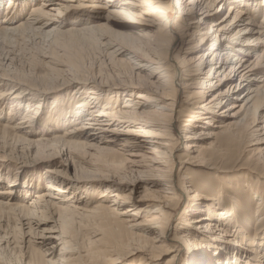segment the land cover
<instances>
[{
  "label": "bare ground",
  "instance_id": "1",
  "mask_svg": "<svg viewBox=\"0 0 264 264\" xmlns=\"http://www.w3.org/2000/svg\"><path fill=\"white\" fill-rule=\"evenodd\" d=\"M53 1L9 0L0 38L52 36L66 47L95 41L114 65L115 78L110 81L58 63L52 72L70 74L63 88L69 94L60 104L50 105L57 115L46 117L42 101L50 93L56 96L52 90L59 86L38 91L0 75V108L7 105L4 116L0 109L5 139L36 149V159L50 164H57L54 160L64 149L90 154L89 161L79 157L89 168L76 166L73 176L56 168L39 176L35 195L26 190L18 195L16 183L6 178L9 184L0 188V207L17 220L18 242L24 248L19 264H117L133 252L146 254L132 258V264H150L146 260L164 253L172 254L165 264H181L182 248L191 256L186 264H264V214L258 213L264 211V196L247 184L256 197V218L245 222L239 217L243 203L233 199L240 191L232 179L243 165L254 164L253 158L264 159V0H191L188 11L185 0H62L48 7ZM219 3L227 7V15L213 22L208 12ZM112 5L124 23L89 14ZM68 8H76L75 16L81 13L84 19L66 26L59 18ZM198 9L203 13L196 21L193 10ZM9 12L12 15L6 16ZM20 17L24 20L16 24ZM99 18L104 22H97ZM201 25L208 30L200 34V43L190 44L186 38L199 34ZM210 30L213 38L205 41ZM141 38L153 39L159 52L156 60L148 61L150 66L125 59L129 53L121 41L139 50ZM209 39L206 51H199ZM175 46L172 61L169 51V57H163ZM144 68L148 72L142 75ZM184 108L190 109L188 114ZM19 114L23 117L14 124ZM52 122L72 127L63 137L31 140L37 134L33 125ZM210 139H219L218 146L207 144ZM234 152L239 157L232 159V170L218 166ZM93 161L105 164L107 172L93 176ZM200 168L212 173L196 177ZM254 169L248 173L254 172L260 183L264 167ZM93 177L99 188H93ZM142 187L154 198L144 207L132 198Z\"/></svg>",
  "mask_w": 264,
  "mask_h": 264
},
{
  "label": "rangeland",
  "instance_id": "2",
  "mask_svg": "<svg viewBox=\"0 0 264 264\" xmlns=\"http://www.w3.org/2000/svg\"><path fill=\"white\" fill-rule=\"evenodd\" d=\"M8 1L9 0H2L1 6H0V22L4 19L5 12L8 11V10L4 9L8 5V3H7ZM57 2H62V0L61 1L60 0H54L53 2L50 3V5L48 7H53L55 5V3H57ZM190 2H191V0H185V3L183 4V7L187 8L186 11H188L190 8H192L189 6ZM263 2H260V6H263V4H264ZM69 4L74 5L75 3L69 2ZM115 6L116 5H112L106 9L100 8L98 10V12H96V10H97L96 9V10H94L95 12L91 11V12H89V14L90 15L94 14L97 16H104V17L111 16L113 18V20L124 23V21L122 19H118L119 17H116V14L112 12V9H114ZM48 9H50V8H47L46 10H48ZM227 10L228 9L225 5L224 6L220 5V3L215 4L211 8V10H209V12H208L210 15L209 19H211V21H213V22H219L220 20L223 19V17H225L227 15ZM75 12H76V8L75 9L74 8H68L65 11H63V13L61 14L59 19H63L64 22L67 23L66 26H69V25H71V23L78 21L82 17L81 13H78L75 16V14H76ZM193 12H194V19L196 21L201 18V13H203V11H199V9L193 10ZM27 13H28V10H26V12H24L21 17L26 19ZM50 13L53 16L57 15L56 11H52ZM6 14H7L6 16L12 15L11 12L6 13ZM260 15L261 14L258 15L259 18H260ZM53 16H52V18H53ZM21 17L19 18L20 20L16 21V24L19 21L24 20V19H21ZM82 18L84 19V17H82ZM171 18H172V16H171ZM174 19H175V17H173V20ZM96 21L99 23L104 22L103 19H101V18L96 19ZM196 21L192 22V23L190 22V24L196 23ZM204 28L208 30V28L204 27V25H201V27H200L201 32L199 34H196L194 37H192V36L187 37L186 38L187 41H189L190 44L200 43L199 37L201 36L200 34H202L204 32L203 31ZM192 31L193 30H191L190 32H192ZM210 36L213 38V34H212L211 30L207 34L205 41ZM8 37L0 38V75H3L2 73H5L4 75H7L9 77L11 76L10 78H15L17 81L21 82L22 84L28 85V86H30V87L38 90V91H46L47 89H45V88L47 86L48 87H50L52 85L59 86V87H54L53 88L54 90H52V91H54L53 93H56V94H54L56 96L53 97L52 93H50L51 95L49 94L50 95L49 99L42 101L43 102L42 111H44L43 114L45 113L46 117L56 116L57 114L55 113V111L53 109L50 108V105L54 104L55 102L60 104L63 100H66L68 98L67 95L69 94L68 91H64L63 88H65V86L67 84V82H65L66 80H64V79L71 78L70 74L66 73L65 76H63V75L59 76V75H56L52 72V68L55 67L58 63L59 64H63V63L69 64L72 67L76 66L73 69H75V70L81 69L84 71H90V72H93V75H97V76L100 75L101 78L105 77L106 79H109L110 81L115 78V73L113 72V71H115L114 65L112 63H108V60H106L101 55V54H103L101 52L102 48L99 45H97V43H95V41L90 42V43H84V44L82 43L81 45H72L71 47L70 46L66 47L62 42H58V44L56 42H54V39L52 36L45 38V37H42L41 35L39 36L36 34H24L21 36L16 34V35L8 36ZM13 38H14V40H13ZM150 40L151 41H149V39H147V38H141L140 41L137 42L138 47H140L139 50H136V49L134 50V48H132V46H131L132 44H130L128 42L126 44L124 41H121L122 45H124V46H122V45L121 46L125 47L127 49V52L129 53V55H127V57H125V59L129 60L128 58H130V60H134V62L137 60L136 61L137 63L140 62L142 65L150 66V63H148V61L153 60V59L156 60V58L159 56V54H158L159 52L157 51V49H155L156 47H155V44L153 42V39H150ZM113 41H115V40H113ZM115 42H117L119 44L120 41H115ZM209 44H210V39L208 40L205 48L200 50L199 49L200 45H199L198 50L201 52L206 51V49L209 47ZM175 49H176V46L174 49H171V51L169 49L165 50V54L163 55V57L168 58L170 56L169 59L171 60L173 56H176ZM155 51H156V53H155ZM168 51L171 52L169 56H168ZM196 52H198V51H196ZM201 52H199V53H201ZM49 60H51V61H49ZM131 66H132V64H131ZM146 72H148V71H146L144 68L142 70L141 74L145 75ZM70 73H72V72L70 71ZM67 75L69 77H66ZM9 77H7V78H9ZM0 82H1V80H0ZM244 91H245L244 89L240 90L237 93V95H241ZM44 102H46V103H44ZM227 105H229V103H226L225 107ZM1 106L4 109V114H1V116H4L5 115V109L7 108V105L5 103V105L2 104ZM2 107L0 109H2ZM184 111H185V113L188 114L190 109L184 108ZM260 115L264 116V112L261 111ZM22 117L23 116L21 114L17 115L14 124H17L18 122H20ZM67 118H70V115H68ZM184 121H185V119H183L182 123H180V124L182 125L183 123H185ZM0 124H6V123H5V121H2L0 119ZM63 124L65 126H63L61 124L57 125L56 122H52L51 124H47L46 127L39 126V125H33L32 129H35L37 134L33 135V137H30V138H31V140L35 141L38 138H41L42 136L48 137V138H52L54 136L55 137H63L65 132L72 127L71 125H68L67 123H63ZM0 134H1V136H0L1 137L0 138V178H1L0 179V188L7 187V185L9 184V181L11 179L17 185L15 187V189H16V191H18V195L19 194L23 195L24 190H26L28 192H32L33 195H35L36 194L35 192L39 191V189H37L38 186L40 185V184L37 185L38 177L46 174L49 169H53V168H56L59 170L62 169L63 171H67L68 175L73 176L74 175V169L76 168V166L78 168H80V167L89 168L88 165L81 163L80 158H79V157H82L83 159L89 161L90 160V158H89L90 154H89L88 150L78 151L79 153L72 150L69 153L68 151H65V149H64V155L60 154L59 158L54 160L55 162H57V164L56 163L50 164L48 162V160H44V158H42V157H38V159H36L37 158V156L35 154L36 149H34L32 147L27 148L24 145L14 146V143H12V141H10L9 139L7 140V138L5 139L2 136V131H0ZM218 141H219V139L217 141H215L214 139H210L207 141V144L208 143H215V145L217 147L218 143H219ZM182 147H183L182 143L179 144V152H180V149H182ZM66 156H68V158ZM236 157H239V156L237 154H235V152H234L233 155H228L222 162H220V163L218 162L217 164H218V166H221L222 168H225L226 170H232L231 169V168H233L232 159H236ZM253 160L252 161L254 162V164L257 165L259 163L258 164L259 166L258 165L255 166L254 164H252L251 166L243 165L240 168V170L234 172L236 174H233V178H232L233 181H237L238 184H236V182H234V184H235V186L237 185V190L240 191L239 192L240 194L238 193L237 195H234L233 199L236 200L237 203H243L242 207H240L239 210L241 211V209L244 207V209H243L244 214L242 212L239 213V215H240L239 217L241 219H245V222H248L251 218H253V220L256 218V216L253 214L254 209H253V205H252L253 202L254 203L256 202V197L254 196L250 187H247V184H252V186L254 187V190L256 192H258L259 194L264 196V178H263V180L261 178H258L260 183L255 182L256 175L254 174V172H253V174L248 173V170L252 169L254 167L257 170H263L264 159L263 158H256V159L253 158ZM94 162L95 161H93V163ZM23 165H26V166H23ZM94 165H96V166H94ZM98 169L101 170V172H98L97 171ZM200 169L203 171L196 172V177L201 176L204 173H209V172L212 173L211 171H206L203 168H200ZM256 169H254V170H256ZM107 170H108L107 166L101 162L100 163L95 162L93 164V176L101 174V173H103V171H105L104 172V174H105L107 172ZM96 172H97V174H96ZM229 174H232V173H229ZM260 175L263 177L264 173H261ZM6 178H8L9 181ZM98 181L99 180H97V178L93 177V181H92L93 188H96V187L99 188L97 186V184L99 183ZM246 181H248V183H246ZM88 186H90V185H88ZM241 186H242V188H241ZM24 187H25V189H24ZM45 189L46 188L41 187L40 191L44 192ZM242 189L244 192L242 191ZM84 190H85V188H83L82 186H81V188H79V193H80L79 195L80 196H82L81 193H83ZM22 191H23V193H22ZM31 198H33V196L28 197L27 203L28 202L31 203ZM132 198L135 201V203H137V205H141L143 207L146 205V203L154 201V198L150 194L144 193L143 187L139 191H137V193L132 194ZM249 201H251V202L247 203ZM183 207H184V203L180 207L179 211L176 214H174L173 223H175L177 221L178 217L182 214L183 209H184ZM3 209L4 208L0 207V211H1L0 212V260H1L0 264H19L22 262V260H24V253H23L24 248L22 247V244H20L18 242V241H20V239H19L20 236H19V234L15 228L17 220H15L16 218H15L14 214H12V212H9L7 209H4V210ZM5 210H7V211H5ZM260 211H261V209L258 211V213H260V215L264 214V211H261V212ZM247 214H248V216H246ZM251 235H252V233H251ZM36 240L39 243L41 241L39 239H36ZM182 249H181V255H182L181 264H186L188 259H190L191 256H189V253L187 252V250H184V249L182 250ZM198 251L201 254V252L203 250L200 251V249H199ZM202 253L204 254V251ZM132 254L133 255L130 257H127V258L124 257V258L119 259L117 264H128V263L132 264V261H130L132 258L139 260L141 256L146 254V252H133ZM22 255H23V257H22ZM171 256H172L171 253H166V254L164 253L160 257L155 258L153 261H152V259L150 260V258L146 261L148 263L155 262L156 264H165L166 260L169 259ZM21 258H23V259L21 260ZM125 259H127V260L129 259L128 262H126ZM204 259H206V257ZM192 263H194V262H192ZM195 264H202V261L201 262L200 261L195 262Z\"/></svg>",
  "mask_w": 264,
  "mask_h": 264
}]
</instances>
